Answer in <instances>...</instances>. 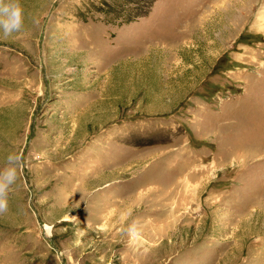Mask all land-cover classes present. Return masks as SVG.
<instances>
[{"label": "rangeland", "instance_id": "1", "mask_svg": "<svg viewBox=\"0 0 264 264\" xmlns=\"http://www.w3.org/2000/svg\"><path fill=\"white\" fill-rule=\"evenodd\" d=\"M21 2L0 264H264V0Z\"/></svg>", "mask_w": 264, "mask_h": 264}, {"label": "clouds", "instance_id": "2", "mask_svg": "<svg viewBox=\"0 0 264 264\" xmlns=\"http://www.w3.org/2000/svg\"><path fill=\"white\" fill-rule=\"evenodd\" d=\"M25 30V14L21 0H0V39H9ZM22 155L9 151L0 167V216L9 211V193L18 179L22 165ZM124 234L131 239H139L140 231L136 221L128 224Z\"/></svg>", "mask_w": 264, "mask_h": 264}]
</instances>
